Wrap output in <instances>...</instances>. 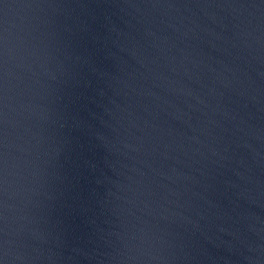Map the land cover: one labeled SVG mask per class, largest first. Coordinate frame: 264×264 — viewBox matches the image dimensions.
<instances>
[{
  "label": "water",
  "instance_id": "water-1",
  "mask_svg": "<svg viewBox=\"0 0 264 264\" xmlns=\"http://www.w3.org/2000/svg\"><path fill=\"white\" fill-rule=\"evenodd\" d=\"M0 264H264V0H0Z\"/></svg>",
  "mask_w": 264,
  "mask_h": 264
}]
</instances>
